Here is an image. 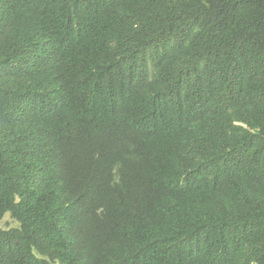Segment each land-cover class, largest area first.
Returning a JSON list of instances; mask_svg holds the SVG:
<instances>
[{"label":"trees","instance_id":"obj_1","mask_svg":"<svg viewBox=\"0 0 264 264\" xmlns=\"http://www.w3.org/2000/svg\"><path fill=\"white\" fill-rule=\"evenodd\" d=\"M0 264H264V0H0Z\"/></svg>","mask_w":264,"mask_h":264},{"label":"rangeland","instance_id":"obj_2","mask_svg":"<svg viewBox=\"0 0 264 264\" xmlns=\"http://www.w3.org/2000/svg\"><path fill=\"white\" fill-rule=\"evenodd\" d=\"M17 225V221H15L9 214H6L2 220H0V226L2 227H13Z\"/></svg>","mask_w":264,"mask_h":264}]
</instances>
